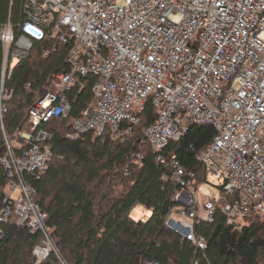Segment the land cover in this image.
<instances>
[{
  "label": "built area",
  "instance_id": "built-area-1",
  "mask_svg": "<svg viewBox=\"0 0 264 264\" xmlns=\"http://www.w3.org/2000/svg\"><path fill=\"white\" fill-rule=\"evenodd\" d=\"M19 12L12 22L9 11L0 26L5 143L0 163L6 178L0 222L41 233L32 251L34 264L55 249L32 184L55 157L53 134L41 126L53 118L65 120L67 139L91 133L123 143L151 104L156 117L142 129L141 139L158 164L166 162L168 143L177 142L191 125H210L215 133L196 153L204 180L196 185V172L175 158L170 175L162 177L179 187L173 193L179 204L165 225L205 249L195 226L213 222L216 212L230 225L264 218V0H21ZM45 36L53 41L45 56L70 43L68 70L52 76L28 110L29 129L10 136L2 122L12 90L4 81L28 56L33 40ZM89 75L95 78L91 102L72 116L71 94ZM127 159L141 164L142 153ZM209 173L218 181L214 193L203 188ZM197 193L206 196L203 203Z\"/></svg>",
  "mask_w": 264,
  "mask_h": 264
},
{
  "label": "trees",
  "instance_id": "trees-1",
  "mask_svg": "<svg viewBox=\"0 0 264 264\" xmlns=\"http://www.w3.org/2000/svg\"><path fill=\"white\" fill-rule=\"evenodd\" d=\"M20 2L13 0L10 8V0H0V26L7 21L9 11L12 22L20 18ZM52 44L48 36L33 40L28 56L14 65L4 81V86L12 90L2 122L10 136L29 129L28 110L46 91L51 77L68 70L65 58L70 43L59 44L55 51L43 55ZM2 56L0 41V87ZM94 80V76H87L85 86L71 94L72 116H78L91 102ZM155 117L154 107L147 104L140 123L123 143L91 133L67 139L63 118L41 125L53 134L55 157L40 178L32 179V184L35 201L47 214L55 249L39 264H264V218L230 225L224 215L216 212L213 222L195 226V233L205 238V249L197 248L165 225L167 215L179 204L173 199L178 185L162 179L170 175L171 159L195 171V184H200L206 171L196 160V153L215 132L210 125H191L177 142L168 143L163 150L166 162L158 164L150 144L141 139L142 129ZM4 152L0 122V157ZM133 152L142 153L141 164L127 159ZM5 186L0 163V207ZM139 204L152 211L145 220H134L129 215ZM0 230V264H34L32 251L40 243L41 233H30L12 221L0 222Z\"/></svg>",
  "mask_w": 264,
  "mask_h": 264
},
{
  "label": "rangeland",
  "instance_id": "rangeland-1",
  "mask_svg": "<svg viewBox=\"0 0 264 264\" xmlns=\"http://www.w3.org/2000/svg\"><path fill=\"white\" fill-rule=\"evenodd\" d=\"M217 183H218L217 179L212 174L209 173L207 175V183L204 185L203 188H207L211 190L212 193H214V191H216L215 186L217 185ZM197 196H198V200L201 203H203L206 200V196L203 195L202 193H197ZM184 197L186 198L187 195L184 194ZM151 212H152L151 209H148L142 204H139L131 209L129 215L134 220H145L151 215ZM239 220L240 219H237L236 222H238Z\"/></svg>",
  "mask_w": 264,
  "mask_h": 264
}]
</instances>
